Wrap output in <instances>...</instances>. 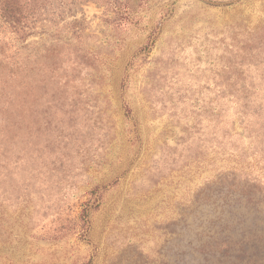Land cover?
Here are the masks:
<instances>
[{
	"label": "rangeland",
	"instance_id": "1",
	"mask_svg": "<svg viewBox=\"0 0 264 264\" xmlns=\"http://www.w3.org/2000/svg\"><path fill=\"white\" fill-rule=\"evenodd\" d=\"M39 19L0 63V264H264V0Z\"/></svg>",
	"mask_w": 264,
	"mask_h": 264
},
{
	"label": "trees",
	"instance_id": "2",
	"mask_svg": "<svg viewBox=\"0 0 264 264\" xmlns=\"http://www.w3.org/2000/svg\"><path fill=\"white\" fill-rule=\"evenodd\" d=\"M50 0H0V63L17 67V63L5 51L14 50L11 43H25L35 34L41 8ZM43 10V9H42ZM26 48L27 45L20 46ZM222 111L211 110L210 121L220 120Z\"/></svg>",
	"mask_w": 264,
	"mask_h": 264
}]
</instances>
